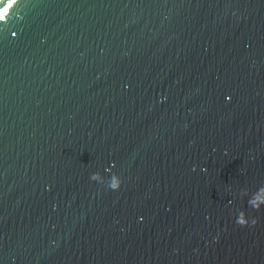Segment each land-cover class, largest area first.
<instances>
[{"label":"water","instance_id":"water-1","mask_svg":"<svg viewBox=\"0 0 264 264\" xmlns=\"http://www.w3.org/2000/svg\"><path fill=\"white\" fill-rule=\"evenodd\" d=\"M15 2L0 264H264V0Z\"/></svg>","mask_w":264,"mask_h":264},{"label":"clouds","instance_id":"clouds-1","mask_svg":"<svg viewBox=\"0 0 264 264\" xmlns=\"http://www.w3.org/2000/svg\"><path fill=\"white\" fill-rule=\"evenodd\" d=\"M91 179L94 181L103 182L102 177L97 172L92 174ZM108 186L113 190L119 189L121 186V178L118 175H114L111 178L110 182L108 183ZM252 203H253V207L260 208L261 204H264V198L260 200L252 201ZM237 221L240 224L248 223L246 215H243V218L241 216H238Z\"/></svg>","mask_w":264,"mask_h":264},{"label":"snow or ice","instance_id":"snow-or-ice-1","mask_svg":"<svg viewBox=\"0 0 264 264\" xmlns=\"http://www.w3.org/2000/svg\"><path fill=\"white\" fill-rule=\"evenodd\" d=\"M17 2H18V0H16V2H15L13 5H12V7H13L14 5H16V4H17ZM9 10H10V9H9ZM9 10H8V11H9Z\"/></svg>","mask_w":264,"mask_h":264}]
</instances>
